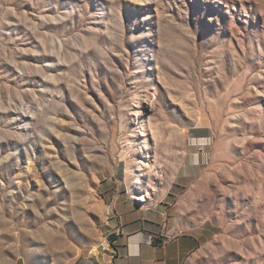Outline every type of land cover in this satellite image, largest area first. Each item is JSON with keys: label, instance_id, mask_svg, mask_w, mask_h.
<instances>
[{"label": "rangeland", "instance_id": "obj_1", "mask_svg": "<svg viewBox=\"0 0 264 264\" xmlns=\"http://www.w3.org/2000/svg\"><path fill=\"white\" fill-rule=\"evenodd\" d=\"M206 223L264 264V0H0V264Z\"/></svg>", "mask_w": 264, "mask_h": 264}, {"label": "crops", "instance_id": "obj_2", "mask_svg": "<svg viewBox=\"0 0 264 264\" xmlns=\"http://www.w3.org/2000/svg\"><path fill=\"white\" fill-rule=\"evenodd\" d=\"M215 236L212 223L168 234L164 229L143 228L123 234L92 264H208L209 244Z\"/></svg>", "mask_w": 264, "mask_h": 264}, {"label": "bare ground", "instance_id": "obj_3", "mask_svg": "<svg viewBox=\"0 0 264 264\" xmlns=\"http://www.w3.org/2000/svg\"><path fill=\"white\" fill-rule=\"evenodd\" d=\"M142 166L145 169L143 171V173H145L146 176H151L152 172L150 171V169H149V167H148V165H147L145 160H142ZM128 180H130V182H132L134 180V178L129 175L128 176ZM135 185H137V187L140 188V189L144 187V185L141 184V181H139V180L135 181ZM142 198L143 197H141L139 199H142Z\"/></svg>", "mask_w": 264, "mask_h": 264}, {"label": "water", "instance_id": "obj_4", "mask_svg": "<svg viewBox=\"0 0 264 264\" xmlns=\"http://www.w3.org/2000/svg\"><path fill=\"white\" fill-rule=\"evenodd\" d=\"M114 239H115V237H112V238L109 239V241H112V240H114Z\"/></svg>", "mask_w": 264, "mask_h": 264}]
</instances>
